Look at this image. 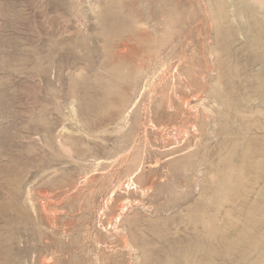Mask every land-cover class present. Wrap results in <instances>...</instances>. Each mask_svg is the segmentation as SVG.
Here are the masks:
<instances>
[{
    "label": "rangeland",
    "instance_id": "obj_1",
    "mask_svg": "<svg viewBox=\"0 0 264 264\" xmlns=\"http://www.w3.org/2000/svg\"><path fill=\"white\" fill-rule=\"evenodd\" d=\"M0 264H264V0H0Z\"/></svg>",
    "mask_w": 264,
    "mask_h": 264
},
{
    "label": "bare ground",
    "instance_id": "obj_2",
    "mask_svg": "<svg viewBox=\"0 0 264 264\" xmlns=\"http://www.w3.org/2000/svg\"><path fill=\"white\" fill-rule=\"evenodd\" d=\"M201 27V26H200ZM191 40V39H190ZM190 40H189V42H190ZM209 41V40H208ZM185 56V55H184ZM183 58V57H182ZM185 58V57H184ZM179 63V62H178ZM212 67V66H211ZM193 102V101H192ZM187 104H188V102H187ZM194 105V104H193ZM192 105V106H193ZM197 106V105H196ZM189 109V108H188ZM208 119V118H207ZM174 126V125H173ZM174 128V127H173ZM169 134V133H168ZM167 135V134H166ZM126 205V204H125ZM123 206V205H122ZM120 209V208H119Z\"/></svg>",
    "mask_w": 264,
    "mask_h": 264
}]
</instances>
